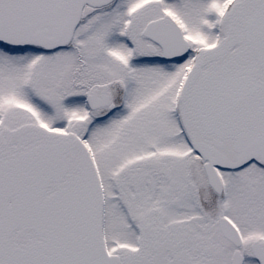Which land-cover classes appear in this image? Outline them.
Wrapping results in <instances>:
<instances>
[{
    "label": "snow or ice",
    "instance_id": "obj_1",
    "mask_svg": "<svg viewBox=\"0 0 264 264\" xmlns=\"http://www.w3.org/2000/svg\"><path fill=\"white\" fill-rule=\"evenodd\" d=\"M0 264H264V0H0Z\"/></svg>",
    "mask_w": 264,
    "mask_h": 264
}]
</instances>
